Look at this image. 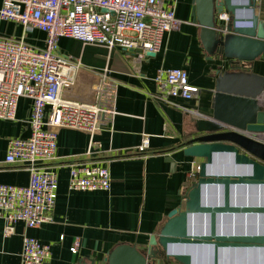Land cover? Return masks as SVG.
Wrapping results in <instances>:
<instances>
[{
    "label": "crops",
    "instance_id": "obj_1",
    "mask_svg": "<svg viewBox=\"0 0 264 264\" xmlns=\"http://www.w3.org/2000/svg\"><path fill=\"white\" fill-rule=\"evenodd\" d=\"M165 2L174 4L180 27L164 34L159 49L141 62L117 47L108 50L70 38L58 40V52L80 63L75 84L66 96L91 101L92 86L107 68L117 82V114L97 132L98 145L90 154L87 134L70 129L57 131L55 159L43 165L57 175L52 222L30 229L18 224L15 233L7 238L3 237L0 222V264H20L24 235L50 246L46 264H89L90 260L106 264L105 258L119 245L145 246L151 236L158 234L167 215L183 205L188 188L195 182L190 179L192 166L201 163L200 159L187 157L184 151L194 137V120L212 116L216 70L227 64L206 52L201 28L191 19L193 0ZM1 4L2 0L0 7ZM249 12L242 9L237 16L249 19ZM255 14L264 22V0L255 1ZM21 35L19 25L0 20V36L19 39ZM43 40L39 31L25 39L39 49ZM159 68L184 70L188 82L199 88L198 95L191 100L171 99V105L159 102L154 83ZM252 72L264 79V57L254 62ZM259 104L264 111V98ZM30 107L31 101L22 98L17 103L15 120H0V184H28L26 168L6 165L4 158L9 140L29 136ZM144 138L148 139L147 147L140 151ZM86 164L108 168L110 190H68L69 168ZM231 198L232 202L237 200L235 191ZM75 241L78 247L72 253ZM156 264L178 263L162 256Z\"/></svg>",
    "mask_w": 264,
    "mask_h": 264
},
{
    "label": "built area",
    "instance_id": "obj_2",
    "mask_svg": "<svg viewBox=\"0 0 264 264\" xmlns=\"http://www.w3.org/2000/svg\"><path fill=\"white\" fill-rule=\"evenodd\" d=\"M0 20L22 29L19 39L0 36V120L14 121L18 101H31L29 136L9 140L4 158L6 165L23 166L29 173L25 186L0 184V222L7 238L18 224L30 229L52 222L57 175L43 165L55 159L57 131L87 134L90 154L98 145L97 132L117 114V82L107 68L92 86L91 101L66 96L75 84L80 63L58 52V40L70 38L108 50L117 47L141 62L159 49L164 34L179 29L181 21L175 17L174 4L165 0H2ZM216 21L226 23L227 13L218 14ZM33 31L44 35L41 49L25 41ZM154 83L156 99L165 105H171L175 98L191 100L199 93L182 69L159 68ZM147 141L143 139L140 151L147 147ZM197 170L192 166L193 182ZM110 186L105 166L69 168L70 191H108ZM77 247L75 241L70 251L75 253ZM49 257V245L23 236L20 264H46Z\"/></svg>",
    "mask_w": 264,
    "mask_h": 264
},
{
    "label": "water",
    "instance_id": "obj_3",
    "mask_svg": "<svg viewBox=\"0 0 264 264\" xmlns=\"http://www.w3.org/2000/svg\"><path fill=\"white\" fill-rule=\"evenodd\" d=\"M255 1L193 0L191 19L201 28L206 52L227 64L216 70L212 116L194 120V137L184 151L187 157L201 160L195 182L183 205L167 215L158 234L145 246L119 245L104 263L156 264L163 256L178 264H224L219 261L221 251L255 250L258 256L252 264H264V199L247 201L242 196V200H231L236 188H264V111L259 104L264 98V79L252 72L254 62L264 57V22L255 14ZM242 9L250 11L249 19L238 18ZM222 12L227 13L228 21L219 24L216 16ZM221 157L231 168L218 166L211 171L209 167ZM210 190L216 196L206 201L204 196ZM234 216L241 217L242 223L246 216L257 217V228L246 231L241 226L220 232L219 220ZM194 217L205 219L206 231L205 222L192 229ZM175 246L180 248L173 251ZM189 247L207 248L211 260L193 262Z\"/></svg>",
    "mask_w": 264,
    "mask_h": 264
},
{
    "label": "bare ground",
    "instance_id": "obj_4",
    "mask_svg": "<svg viewBox=\"0 0 264 264\" xmlns=\"http://www.w3.org/2000/svg\"><path fill=\"white\" fill-rule=\"evenodd\" d=\"M220 161V162H219ZM219 161L216 165H211L209 169L211 171H214L215 167L222 166L225 169H230L231 166L229 165L228 161H226L224 158H219ZM238 191H237V190ZM235 194L238 198H241L244 196L247 201H259L261 198L264 199V188H260L259 190H256L254 188L251 189H241L236 188ZM209 189H206V191ZM213 190L208 191V193L205 194L204 198L206 201L213 200L212 197ZM237 198V199H238ZM236 199V198H235ZM237 201V200H235ZM203 222H205V226H203ZM258 218L255 216H246L243 220V223L241 222V217L234 216L231 219L222 217L218 222V229L220 232L228 231L231 229H238L239 227L243 226V229L246 231L248 230H255L257 228ZM201 224L203 226V229L206 231V221H202L199 218H192V229H199L201 227ZM180 247L175 246L172 247L173 251H177ZM188 251L191 253L192 261L193 262H200V263H207L211 260V252L207 248H187ZM258 252L255 250H235V252L232 251H221L220 253V259L224 264H252L257 259Z\"/></svg>",
    "mask_w": 264,
    "mask_h": 264
}]
</instances>
